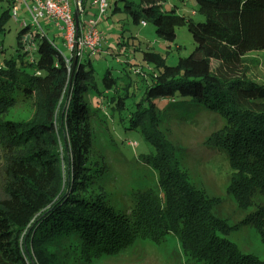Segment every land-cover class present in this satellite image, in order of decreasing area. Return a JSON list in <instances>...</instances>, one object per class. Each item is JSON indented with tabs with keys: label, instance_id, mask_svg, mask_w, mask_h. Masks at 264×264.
<instances>
[{
	"label": "trees",
	"instance_id": "obj_1",
	"mask_svg": "<svg viewBox=\"0 0 264 264\" xmlns=\"http://www.w3.org/2000/svg\"><path fill=\"white\" fill-rule=\"evenodd\" d=\"M195 1L192 14L200 21L163 0H123L134 24L150 22L168 44L175 29L186 26L194 49L175 64L160 52L141 50L147 69L134 71L135 81L124 73L120 88L109 69L99 88L89 57L78 59L72 69L44 32L20 22L16 54L0 66V264L87 262L116 255L137 239L158 242L166 235L174 236L196 263L264 264L226 238L235 227L213 213L215 200L188 180L175 144L159 129L161 112L170 108L165 101L176 98L191 99L223 120L203 144L225 156L226 192L247 211L241 224L264 242V79L241 69L246 52L264 49V0ZM118 9L114 2L112 13ZM9 11L8 5L1 12L0 32ZM33 50L36 58L29 55ZM138 83L144 88L141 98L125 112L129 90ZM92 96L98 98L95 103L103 98L112 116L119 114L111 118L125 130H139L150 148L138 158L156 171L157 192H136L124 209L91 187L102 176L95 171H103L92 161L99 118ZM28 101L33 108L28 118H4L9 108Z\"/></svg>",
	"mask_w": 264,
	"mask_h": 264
},
{
	"label": "rangeland",
	"instance_id": "obj_2",
	"mask_svg": "<svg viewBox=\"0 0 264 264\" xmlns=\"http://www.w3.org/2000/svg\"><path fill=\"white\" fill-rule=\"evenodd\" d=\"M109 7L106 14L98 24V30L102 33L103 48L101 44L98 51L90 55V61L93 71V78L99 88L103 87L101 82L105 70L109 69L112 77H118L117 85L120 88L124 73H128L131 79L137 78L133 72H140L147 69L145 62L141 58V50L148 49L160 52L166 55L168 64H175L179 57L187 56L194 49V41L191 33L186 26H180L175 29V38L171 43H167L163 38L156 35L154 27L150 22L145 24L132 22L131 17L123 10V0H108ZM136 1V0H131ZM116 2L119 7L114 13L112 8ZM169 6H175V10L194 21H200L201 18L195 11L197 3L195 0H163ZM10 6L16 9L19 19L24 18L30 22L21 0H0L1 12ZM84 13L82 19H88L96 12L97 3L94 0H84ZM108 15V17H107ZM40 24L46 36L58 46V49L70 58V52L63 44L60 32L50 22L40 20ZM0 32V66L5 59H9L16 54V35L20 29V22L14 21L8 17L6 23L2 26ZM24 27H28L27 25ZM30 30L35 32L33 26ZM131 40H133L131 42ZM139 43L137 44V42ZM38 42V39H35ZM102 42V41H101ZM128 43V44H120ZM169 45V46H168ZM108 51L113 54H103ZM168 50V52H166ZM102 51V52H101ZM37 57L36 50L29 55ZM127 55V61L122 59ZM76 57V56H75ZM79 58L76 57V62ZM119 60H121L119 62ZM131 62L133 64H127ZM76 64V63H75ZM72 68V66H71ZM131 70V73L128 69ZM29 72V68H24ZM246 75L253 79H264V49L248 51L243 56L241 66ZM243 72V71H240ZM72 73V70L70 74ZM69 74V80L70 79ZM139 84V83H138ZM131 86L129 92L131 96L126 101L125 112L134 110L136 102L141 98L144 88L139 84ZM69 87V85H68ZM122 89V88H121ZM96 96L90 97L92 106L96 105L99 118L96 121L93 132L92 161L101 163L103 171H95L96 174H102L101 178L94 179L91 187L95 192H103L107 195V201L116 209L127 208L132 203L135 193L138 191L151 190L157 192V173L150 166L138 158L140 154L147 153L150 148L146 143L143 134L139 130H125L121 123L117 124L115 120L119 118L118 113L109 109L107 102L100 98L97 103ZM158 100L154 101L157 102ZM170 104V108L161 112L159 129L175 144V156L178 159L180 168L183 169L188 180L195 186L201 188L206 194L215 200L213 213L227 220V223L234 229L226 235L230 241L245 253L256 255L264 260V242L261 240L258 232L251 226L241 224L242 218L247 211L238 208L232 195L226 192L228 184V175L230 169L225 156L204 146V139L223 124L216 114L199 107L195 101L188 98H176V102L165 101ZM159 103V102H158ZM162 107V105L160 104ZM67 108V103L64 109ZM33 112L31 103L23 102L19 105L9 108L4 118L26 119ZM109 118L107 126H104L106 118ZM112 117V118H111ZM125 121L127 118L124 119ZM109 127L111 135L105 130ZM106 169H105V168ZM103 187V190L99 188ZM72 260V259H71ZM75 264H200L183 254L178 240L172 235H166L164 238L155 242L149 238L137 239L133 241L128 248L120 251L118 254L107 257H93L85 262L79 260Z\"/></svg>",
	"mask_w": 264,
	"mask_h": 264
},
{
	"label": "built area",
	"instance_id": "obj_3",
	"mask_svg": "<svg viewBox=\"0 0 264 264\" xmlns=\"http://www.w3.org/2000/svg\"><path fill=\"white\" fill-rule=\"evenodd\" d=\"M30 18L27 22L24 18L19 19L16 9L9 11L10 18L16 22H21L22 26H33L44 32L40 20L50 22L60 32L63 44L70 52V57L75 55L79 59L90 56L98 51V47L103 39L102 33L98 30V24L106 14L109 7L108 0H95L97 12L94 16L84 20L81 16L84 13V0H21ZM78 12V22L76 24L74 14ZM142 24H145L143 21ZM45 33V32H44ZM52 45L58 46L51 41ZM63 54V53H62ZM69 63L70 58L65 56Z\"/></svg>",
	"mask_w": 264,
	"mask_h": 264
},
{
	"label": "water",
	"instance_id": "obj_4",
	"mask_svg": "<svg viewBox=\"0 0 264 264\" xmlns=\"http://www.w3.org/2000/svg\"><path fill=\"white\" fill-rule=\"evenodd\" d=\"M74 18H75V22H76V24H77V22H78V12H77V11H76L75 14H74ZM75 63H76V57L73 56L72 61H71L72 69L74 68ZM72 76H73V71H72V73L70 74V79H72Z\"/></svg>",
	"mask_w": 264,
	"mask_h": 264
},
{
	"label": "crops",
	"instance_id": "obj_5",
	"mask_svg": "<svg viewBox=\"0 0 264 264\" xmlns=\"http://www.w3.org/2000/svg\"><path fill=\"white\" fill-rule=\"evenodd\" d=\"M94 2H95V0H94ZM166 5H168V3H166ZM96 12H97V9H96ZM96 12H95V13H96ZM95 13H94V14H95ZM94 14H93V15H94ZM81 17H82V16H81ZM84 20H85V19H84ZM141 24H142V23H141ZM142 25H143V24H142ZM103 38H105V37H103ZM132 41H133V40H132ZM132 41H131V42H132ZM133 42H134V41H133ZM101 43H102V44H101V47H102L103 44H104L103 39H102V42H101ZM102 48H103V47H102ZM105 49H106V48H104V50H105ZM101 52H102V51H101ZM102 53L105 55V54H108V51L105 50V52H102ZM85 57H90V56H85Z\"/></svg>",
	"mask_w": 264,
	"mask_h": 264
}]
</instances>
